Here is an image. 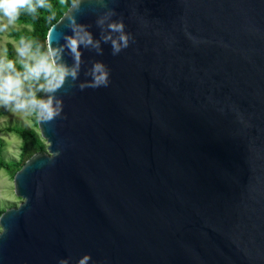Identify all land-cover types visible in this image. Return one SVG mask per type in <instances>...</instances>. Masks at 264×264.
Here are the masks:
<instances>
[{
	"label": "water",
	"instance_id": "95a60500",
	"mask_svg": "<svg viewBox=\"0 0 264 264\" xmlns=\"http://www.w3.org/2000/svg\"><path fill=\"white\" fill-rule=\"evenodd\" d=\"M110 10L131 36L116 55ZM69 14L102 54L81 47L61 115L36 120L46 149L13 176L0 264H264V0H81L47 46ZM95 61L109 84L81 90Z\"/></svg>",
	"mask_w": 264,
	"mask_h": 264
},
{
	"label": "clouds",
	"instance_id": "9594fccd",
	"mask_svg": "<svg viewBox=\"0 0 264 264\" xmlns=\"http://www.w3.org/2000/svg\"><path fill=\"white\" fill-rule=\"evenodd\" d=\"M80 4L81 0H72V10L78 11ZM45 7H50L48 0H0V31L13 26L22 10L35 14L38 8ZM113 15V10H110L105 16L98 17L96 23L103 28L100 39L110 43L112 54L116 55L128 47L131 36L125 32L122 20L111 19ZM67 19L72 35L64 36V46L53 47L49 43L46 50L42 51L39 45L34 47L32 41L20 40L16 54L22 64V71L16 68L13 60L0 57V106L35 114L38 120L45 123L61 115L63 103L56 93L69 78L74 82L79 79L82 64L80 48L94 49L102 54L100 41L93 38L87 27L78 24L74 14L67 15ZM65 48L72 55L71 66L62 59ZM85 75L91 79L78 84L81 90L109 84V69L103 62H93ZM38 92L43 95L38 96ZM90 261L91 255L84 253L76 264H90ZM59 264H69V261L61 258Z\"/></svg>",
	"mask_w": 264,
	"mask_h": 264
},
{
	"label": "trees",
	"instance_id": "16d2710c",
	"mask_svg": "<svg viewBox=\"0 0 264 264\" xmlns=\"http://www.w3.org/2000/svg\"><path fill=\"white\" fill-rule=\"evenodd\" d=\"M48 3L50 7L38 8L35 14H29L22 10L16 22L24 27L21 30H12L10 35L17 39L30 40L33 42L34 47L39 45L42 51L46 50L48 29L62 16L71 5L72 0H48ZM6 56L7 59L15 62L18 70H23L22 65L16 63L10 44L6 45ZM42 94L40 92L37 93L38 96H42ZM4 108H0V114L4 113ZM8 129L21 138V152L17 161L6 162L0 159V169H4L14 176L28 158L36 152L45 150V144L44 140L32 129L19 126H13ZM3 211V209H0V214Z\"/></svg>",
	"mask_w": 264,
	"mask_h": 264
},
{
	"label": "rangeland",
	"instance_id": "374dc122",
	"mask_svg": "<svg viewBox=\"0 0 264 264\" xmlns=\"http://www.w3.org/2000/svg\"><path fill=\"white\" fill-rule=\"evenodd\" d=\"M23 27V25L15 22L7 30L0 31V57L7 59L6 45L10 44L16 63L21 64L16 54V48L21 39L11 36L10 33L12 30H21ZM0 108L3 107L0 106ZM4 109V113L0 114V159L6 162L17 161L21 152L22 140L8 128L19 126L32 129L40 136L36 122L37 116L35 114H25L24 112L15 111L11 108ZM44 144L46 149L45 141ZM20 202H22V199L14 193L13 176L6 170L0 169V209L5 210L10 207H16Z\"/></svg>",
	"mask_w": 264,
	"mask_h": 264
}]
</instances>
